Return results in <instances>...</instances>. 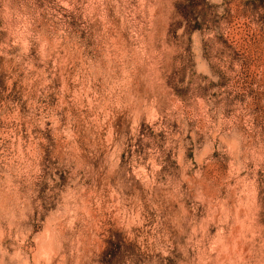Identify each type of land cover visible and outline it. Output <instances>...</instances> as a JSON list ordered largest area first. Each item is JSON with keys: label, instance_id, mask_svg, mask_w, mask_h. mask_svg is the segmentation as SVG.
Masks as SVG:
<instances>
[{"label": "clouds", "instance_id": "9594fccd", "mask_svg": "<svg viewBox=\"0 0 264 264\" xmlns=\"http://www.w3.org/2000/svg\"><path fill=\"white\" fill-rule=\"evenodd\" d=\"M238 2L209 0L230 44ZM188 3L0 0V73L21 94L0 103V264H264V143L203 91L232 50L184 51Z\"/></svg>", "mask_w": 264, "mask_h": 264}, {"label": "rangeland", "instance_id": "374dc122", "mask_svg": "<svg viewBox=\"0 0 264 264\" xmlns=\"http://www.w3.org/2000/svg\"><path fill=\"white\" fill-rule=\"evenodd\" d=\"M257 3L259 6L264 7V0H239L238 3L234 4L239 14L229 13L227 23L222 29L223 31L235 33L236 41L233 44H230L223 35L219 34L221 30L220 21L223 18L218 19L213 14L216 6L209 3V0H189L188 4H176L175 7L177 12L183 15L185 19L191 17V20H195L198 16L203 18L202 22L195 24L189 20L188 27L185 29V52L195 56L197 49H203L207 56L210 52L218 51L221 44L232 50L227 56H217L219 65L214 68V71L220 76L219 84L213 82L205 87L203 91L211 100L215 101L217 108L222 107L225 120H235L238 130L250 136L252 140L259 144L264 143V50H262L259 43L260 40L264 39V14L257 15ZM21 4H24V0H13V6L22 15L23 8H21ZM232 6L230 4V7ZM65 18L69 19L67 14ZM3 24L4 21L0 20V26H3ZM70 24L73 29L78 26L74 15L70 18ZM252 24H256L258 31L241 35V31L250 28ZM206 34L207 39L200 38ZM169 35L175 36L171 28L169 29ZM81 38H83V33H81ZM241 41L242 43H240ZM241 61L242 66L237 71L234 65L241 63ZM4 79V74L0 73V89H3L0 92V103L20 101L19 88L14 85L12 92L8 93ZM209 87L223 91L209 93ZM177 93L184 99L191 98L188 90H177ZM48 103L54 104L55 97L50 96ZM23 108L22 105V110ZM117 124H119V120H117ZM141 127L143 130V123ZM160 135L163 137V133ZM186 155L188 159H194L195 154L192 150H189ZM213 155L218 158L220 153L217 152ZM130 158V155L126 157L122 154V166H126ZM221 167L224 168L226 165H221ZM214 175H218V173ZM137 184H139V181H137ZM200 212H203V207H201ZM204 219L206 218H201V223ZM210 231L214 234L216 229L211 228ZM109 239L110 237L105 238V243Z\"/></svg>", "mask_w": 264, "mask_h": 264}]
</instances>
